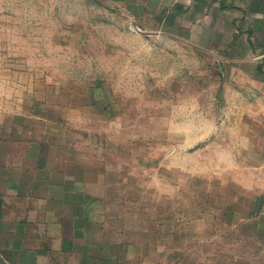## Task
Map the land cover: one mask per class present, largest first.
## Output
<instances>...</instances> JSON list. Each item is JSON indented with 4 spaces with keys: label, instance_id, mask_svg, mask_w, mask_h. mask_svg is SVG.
<instances>
[{
    "label": "rangeland",
    "instance_id": "rangeland-1",
    "mask_svg": "<svg viewBox=\"0 0 264 264\" xmlns=\"http://www.w3.org/2000/svg\"><path fill=\"white\" fill-rule=\"evenodd\" d=\"M221 65L102 0H0V94L56 126L122 264H264V134Z\"/></svg>",
    "mask_w": 264,
    "mask_h": 264
},
{
    "label": "crops",
    "instance_id": "crops-1",
    "mask_svg": "<svg viewBox=\"0 0 264 264\" xmlns=\"http://www.w3.org/2000/svg\"><path fill=\"white\" fill-rule=\"evenodd\" d=\"M102 1L139 32L177 38L221 61L229 85H235L232 70H239L241 83L254 88L239 92L256 102L259 125L252 131L264 134V0ZM39 105L29 94H0V264L124 263L114 251L125 243L103 232L101 215L90 208L98 198L83 168ZM252 178L256 183L248 192L259 194L251 209L259 214L256 225L264 227L262 158Z\"/></svg>",
    "mask_w": 264,
    "mask_h": 264
}]
</instances>
